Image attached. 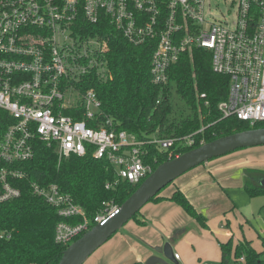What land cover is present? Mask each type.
<instances>
[{"label":"built area","instance_id":"2783aa9c","mask_svg":"<svg viewBox=\"0 0 264 264\" xmlns=\"http://www.w3.org/2000/svg\"><path fill=\"white\" fill-rule=\"evenodd\" d=\"M211 5V0H0V110L12 121L0 135V204L21 197L11 180L28 175L15 166L32 161L38 143L54 148L59 162L86 155L105 160L117 181L132 185L154 171L146 161L147 146H157L171 160L181 155L174 153L180 148L204 144L196 134L205 127L186 136L137 139L116 127L93 88L81 90L90 76L112 80L107 55L114 33L134 46L154 43L150 75L157 86L169 83L170 68L181 55L208 51L212 71L229 78L227 97L217 106L222 119L264 124V0H232L231 23L211 19ZM68 109L73 115L65 114ZM29 188L56 210L61 221L54 241L66 247L118 208L88 218L57 185L31 182ZM12 235L0 226V241ZM244 263L242 256L238 264Z\"/></svg>","mask_w":264,"mask_h":264},{"label":"trees","instance_id":"16d2710c","mask_svg":"<svg viewBox=\"0 0 264 264\" xmlns=\"http://www.w3.org/2000/svg\"><path fill=\"white\" fill-rule=\"evenodd\" d=\"M109 46L107 59L112 80L104 82L90 76L83 81L81 90L93 88L97 92L103 111L113 118L119 130L137 139H147L191 135L205 127L196 134V138L208 143L237 132L264 127V124L251 127L249 123L233 117L222 119L217 106L227 97L229 78L212 71L208 51L195 49L192 59L188 54L181 55L170 68L169 83L157 86L152 83L150 75L154 43L134 46L114 33ZM202 93L206 94L205 100L198 98ZM173 95L186 106L183 110L179 107L180 112H186L179 122H175L176 118L171 119L175 112ZM204 101L209 106H205ZM65 114L73 115V111L68 109ZM11 122L9 115L0 110V135ZM199 146L180 148L174 153L183 154ZM146 149V161L152 163L154 170L168 160V153L157 146L150 145ZM15 167L28 177L11 180L12 186L20 189L21 197L0 204V226L13 230L10 240L0 241V264H58L67 248L54 241V229L61 218L53 207L32 194L29 188L31 182L57 185L82 207L88 218H93L109 206L119 207L140 185L117 181L105 160L93 159L89 155L70 156L59 162L55 149L41 143L36 144L32 161ZM262 179L264 171L246 169L243 188L249 196L264 195V188L259 185ZM106 185L110 186L109 189L105 188ZM160 192L150 202L162 200L158 196ZM168 200L178 204L200 225L206 226V218L180 189L176 188ZM138 214L132 220L143 225ZM69 222L77 223L78 220ZM219 248L222 261L227 262L231 245L220 243ZM242 256L245 258L244 264H264L261 254L251 247L250 242L237 243L232 264H238Z\"/></svg>","mask_w":264,"mask_h":264},{"label":"rangeland","instance_id":"374dc122","mask_svg":"<svg viewBox=\"0 0 264 264\" xmlns=\"http://www.w3.org/2000/svg\"><path fill=\"white\" fill-rule=\"evenodd\" d=\"M231 3L232 0H211V8L207 10L209 17L216 21L226 20L227 23H231L236 12L234 8L232 9ZM173 97L175 112L171 119L176 118L175 122H179L180 117L182 118L186 114V112H180L179 107L183 110L186 106L181 100H178L176 95ZM206 163L205 169L214 172L213 176L217 180L220 192L218 197L211 199L214 204L212 211L223 209L225 208L224 205L227 204L229 212L223 210L222 214H215L211 218L207 217V226L202 227L204 234L201 236L189 230L190 228H186L173 240H170L168 236L174 237L175 232L163 237L165 243L172 241L175 245V249L172 251L179 257L177 263L164 258L165 263L232 264L234 248L238 242L243 241L250 242L251 247L261 254L264 263V195L249 196L243 188L241 175H237L239 171L242 172L249 168L264 171V145L239 149ZM176 180L162 189L161 192H168ZM259 185L262 186L261 182ZM114 236L116 233L97 249L84 264H94L97 255L105 251L106 245L114 239ZM220 243H229L232 247L227 262L222 261ZM108 261L109 259L107 263Z\"/></svg>","mask_w":264,"mask_h":264},{"label":"crops","instance_id":"0c3cea01","mask_svg":"<svg viewBox=\"0 0 264 264\" xmlns=\"http://www.w3.org/2000/svg\"><path fill=\"white\" fill-rule=\"evenodd\" d=\"M206 165L207 163L197 166L180 176L168 192H160L158 196L163 198L162 200L148 202L138 214V219L143 222V225H138L136 221L130 220L106 245L105 251L97 255L94 264H132L134 262L144 264L148 257L155 255L152 249L165 243L163 237L168 234L172 235L175 232L174 237L168 236L170 240L183 233L186 228H190L189 230L199 236L204 234L202 225L191 218L178 204L168 200L176 188L185 194L190 203L206 220H208L207 217L211 218L215 214H222L223 210L229 212L227 204L223 209L212 211L214 204L211 199L218 197L220 192L217 180L213 176L214 172L205 169ZM245 171H239L237 174L241 175L242 185H244ZM167 242L174 250L175 245L172 241ZM174 260L177 262L176 259Z\"/></svg>","mask_w":264,"mask_h":264},{"label":"water","instance_id":"95a60500","mask_svg":"<svg viewBox=\"0 0 264 264\" xmlns=\"http://www.w3.org/2000/svg\"><path fill=\"white\" fill-rule=\"evenodd\" d=\"M261 145H264V127L220 137L191 149L178 158L163 162L103 223L96 224L69 245L63 251L58 264H84L97 249L132 220L162 189L191 169L236 150ZM260 182L264 188V179ZM152 251L155 255L148 257L144 264H166L164 258L177 263L169 243L154 247Z\"/></svg>","mask_w":264,"mask_h":264}]
</instances>
